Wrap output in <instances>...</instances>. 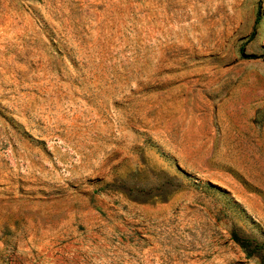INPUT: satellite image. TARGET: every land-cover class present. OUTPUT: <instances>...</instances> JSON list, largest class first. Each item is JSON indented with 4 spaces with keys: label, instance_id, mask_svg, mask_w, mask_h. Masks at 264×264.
Masks as SVG:
<instances>
[{
    "label": "rangeland",
    "instance_id": "374dc122",
    "mask_svg": "<svg viewBox=\"0 0 264 264\" xmlns=\"http://www.w3.org/2000/svg\"><path fill=\"white\" fill-rule=\"evenodd\" d=\"M264 0H0V264H258Z\"/></svg>",
    "mask_w": 264,
    "mask_h": 264
},
{
    "label": "trees",
    "instance_id": "16d2710c",
    "mask_svg": "<svg viewBox=\"0 0 264 264\" xmlns=\"http://www.w3.org/2000/svg\"><path fill=\"white\" fill-rule=\"evenodd\" d=\"M230 238L247 258H255L258 264H264V240L241 236L235 230L230 231Z\"/></svg>",
    "mask_w": 264,
    "mask_h": 264
}]
</instances>
